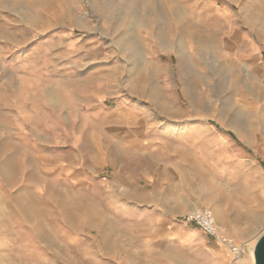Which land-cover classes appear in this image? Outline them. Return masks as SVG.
<instances>
[{
  "label": "rangeland",
  "instance_id": "rangeland-1",
  "mask_svg": "<svg viewBox=\"0 0 264 264\" xmlns=\"http://www.w3.org/2000/svg\"><path fill=\"white\" fill-rule=\"evenodd\" d=\"M174 3L0 0V264H252L264 0Z\"/></svg>",
  "mask_w": 264,
  "mask_h": 264
},
{
  "label": "built area",
  "instance_id": "built-area-1",
  "mask_svg": "<svg viewBox=\"0 0 264 264\" xmlns=\"http://www.w3.org/2000/svg\"><path fill=\"white\" fill-rule=\"evenodd\" d=\"M184 222L198 227L207 237L214 240L229 252L234 261H238L244 253V246L226 233L214 214L208 207L197 208L184 216Z\"/></svg>",
  "mask_w": 264,
  "mask_h": 264
},
{
  "label": "water",
  "instance_id": "water-1",
  "mask_svg": "<svg viewBox=\"0 0 264 264\" xmlns=\"http://www.w3.org/2000/svg\"><path fill=\"white\" fill-rule=\"evenodd\" d=\"M248 251L252 257L253 264H264V232L248 248Z\"/></svg>",
  "mask_w": 264,
  "mask_h": 264
},
{
  "label": "crops",
  "instance_id": "crops-1",
  "mask_svg": "<svg viewBox=\"0 0 264 264\" xmlns=\"http://www.w3.org/2000/svg\"><path fill=\"white\" fill-rule=\"evenodd\" d=\"M122 1V3H123V7H124V9L126 10L125 11V16H127L128 15V13H127V10L130 8V6L133 4V3H135V4H140V5H142L143 3H144V1L145 0H121ZM133 1V2H132ZM170 3H171V6L173 7L174 5V7L172 8V9H174V8H176L177 10H178V6H176V4L174 3V4H172L173 2H174V0H172V1H170V0H168ZM146 10L144 9V13H145V15H148L149 14V12L148 11H146ZM169 13L171 14V16H173V13H172V11H171V9L169 10ZM181 15H182V19H183V16H184V14L181 12L180 13ZM176 22H178L179 20H175Z\"/></svg>",
  "mask_w": 264,
  "mask_h": 264
},
{
  "label": "bare ground",
  "instance_id": "bare-ground-1",
  "mask_svg": "<svg viewBox=\"0 0 264 264\" xmlns=\"http://www.w3.org/2000/svg\"><path fill=\"white\" fill-rule=\"evenodd\" d=\"M170 1H172V0H170ZM133 2V1H132ZM171 4V3H170ZM173 4V3H172ZM147 13V12H146ZM252 246V245H251ZM252 264H253V262H252Z\"/></svg>",
  "mask_w": 264,
  "mask_h": 264
}]
</instances>
